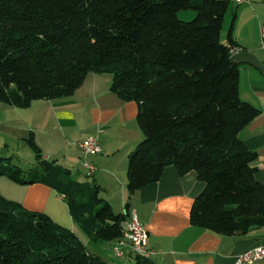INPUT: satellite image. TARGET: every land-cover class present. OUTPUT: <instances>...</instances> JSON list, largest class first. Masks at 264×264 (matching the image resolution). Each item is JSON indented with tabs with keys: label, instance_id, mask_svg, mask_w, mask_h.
Returning a JSON list of instances; mask_svg holds the SVG:
<instances>
[{
	"label": "trees",
	"instance_id": "obj_1",
	"mask_svg": "<svg viewBox=\"0 0 264 264\" xmlns=\"http://www.w3.org/2000/svg\"><path fill=\"white\" fill-rule=\"evenodd\" d=\"M230 4L0 0V102L26 108L73 94L91 71L109 73L111 89L138 103L143 131L129 154L130 198L174 165L181 174L194 170L206 184L192 204V224L223 235L264 226V183L253 164L258 153L239 135L261 109L240 96V67L231 59L236 41L221 39ZM185 9L194 18L181 17ZM26 141L39 166L25 170L0 156V176L53 187L90 241L122 238L129 204L115 212L97 183L75 179L70 168L44 159L32 136ZM132 257L133 264H159ZM0 264L123 263L90 251L48 214L0 194Z\"/></svg>",
	"mask_w": 264,
	"mask_h": 264
},
{
	"label": "crops",
	"instance_id": "obj_2",
	"mask_svg": "<svg viewBox=\"0 0 264 264\" xmlns=\"http://www.w3.org/2000/svg\"><path fill=\"white\" fill-rule=\"evenodd\" d=\"M263 26L264 0H231L221 39L229 44L231 37L237 43L233 50L244 49L264 60ZM239 67L241 98L261 109L239 135L258 153L253 164L258 167L257 179L264 183V75L249 63H240ZM111 85V74L91 71L69 96L35 100L26 108L0 102V125L17 126L25 133V140L30 136L35 139L44 159L70 168L79 181L97 183L112 207L114 200L122 211L129 204L130 212H136L148 231V247L154 251L151 258L159 264H237L240 255L264 242V226H253L245 234L223 235L192 224V204L206 185L194 170L181 174L176 166L169 165L157 182L129 197V154L143 138V131L137 121L138 103L123 100ZM88 137H97L101 145L100 153L86 157L88 163L96 166L92 173L83 165L78 147V142ZM4 148L10 149L8 144ZM0 194L31 210L47 207L43 210L53 220L65 224L88 245L89 239L73 221L67 202L50 185H23L0 176ZM88 248L107 258L97 249ZM124 251L117 262L107 259L111 263L133 264L128 248ZM240 264H264V258Z\"/></svg>",
	"mask_w": 264,
	"mask_h": 264
},
{
	"label": "built area",
	"instance_id": "obj_3",
	"mask_svg": "<svg viewBox=\"0 0 264 264\" xmlns=\"http://www.w3.org/2000/svg\"><path fill=\"white\" fill-rule=\"evenodd\" d=\"M241 3L246 0H236ZM262 47L264 49V26L261 29ZM234 51V50H233ZM83 155V165L92 173L96 166L87 162L86 157L90 154H98L101 152V145L97 137H88L78 142ZM148 231L139 222L136 212H131L130 217L125 222L124 235L118 239L113 245L114 254L117 257H122L125 254L124 248L127 247L129 252L135 256L150 257L154 251L148 247ZM264 258V242L256 246L253 250L240 255L237 259V264L243 262H251Z\"/></svg>",
	"mask_w": 264,
	"mask_h": 264
},
{
	"label": "rangeland",
	"instance_id": "obj_4",
	"mask_svg": "<svg viewBox=\"0 0 264 264\" xmlns=\"http://www.w3.org/2000/svg\"><path fill=\"white\" fill-rule=\"evenodd\" d=\"M193 14H196V12L193 9H185L180 12V16L183 18H190L192 17ZM194 16L192 18H194ZM15 127L17 126H12L11 128L7 127L6 124L4 123L3 125H0V149H1L0 156H12L14 160L13 162L15 164H19L25 170H30L31 168L39 166V162L36 160L35 154L31 150L30 146L28 145L27 141L23 136L25 133H23V131L19 129H16ZM6 144H8V148H10L9 151L6 149L7 147L4 148ZM112 202L113 204H115V207H113L115 212L117 213L122 212V207H118L119 206L118 201L114 200ZM37 208L41 209L40 211L43 212L44 211L43 209L47 207H37ZM44 213L46 212L44 211ZM69 213L71 215L70 210ZM53 221L63 227L68 228L67 226H65V224L61 222L55 220ZM73 221L75 222L74 219ZM76 225L78 226L77 223ZM80 230L83 232L81 228ZM114 244H112V241H108L103 243V245H100L88 240L89 247L97 249L99 252L103 253L109 260L117 262L121 260V258L116 257V255L114 254V251L112 250Z\"/></svg>",
	"mask_w": 264,
	"mask_h": 264
},
{
	"label": "water",
	"instance_id": "obj_5",
	"mask_svg": "<svg viewBox=\"0 0 264 264\" xmlns=\"http://www.w3.org/2000/svg\"><path fill=\"white\" fill-rule=\"evenodd\" d=\"M231 59L235 64L249 63L261 70L264 75V60L256 53L244 49H237L233 51Z\"/></svg>",
	"mask_w": 264,
	"mask_h": 264
}]
</instances>
